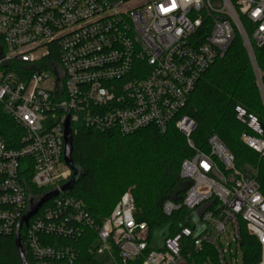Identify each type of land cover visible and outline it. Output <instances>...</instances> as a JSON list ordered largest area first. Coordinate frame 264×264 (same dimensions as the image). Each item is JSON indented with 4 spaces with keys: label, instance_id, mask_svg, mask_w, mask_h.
Returning a JSON list of instances; mask_svg holds the SVG:
<instances>
[{
    "label": "built area",
    "instance_id": "obj_1",
    "mask_svg": "<svg viewBox=\"0 0 264 264\" xmlns=\"http://www.w3.org/2000/svg\"><path fill=\"white\" fill-rule=\"evenodd\" d=\"M236 34L258 76L253 50L264 45V0H0V112L16 130L9 141L0 135V235H14L30 207L55 192L20 228L35 264H74L76 249L55 240L75 243L86 231L94 235L88 253L108 264H195L202 253V264H237L231 243L237 252L240 223L264 264V196L215 135L207 152L181 163L189 214L158 249L129 191L98 223L61 189L71 178L66 122L71 135L174 127L192 147L196 125L181 111ZM233 111L246 130L241 142L263 156L257 117L239 105ZM178 209L162 207L166 215Z\"/></svg>",
    "mask_w": 264,
    "mask_h": 264
},
{
    "label": "trees",
    "instance_id": "obj_2",
    "mask_svg": "<svg viewBox=\"0 0 264 264\" xmlns=\"http://www.w3.org/2000/svg\"><path fill=\"white\" fill-rule=\"evenodd\" d=\"M240 22L246 34L249 33L248 22L244 18ZM253 51L258 76L236 34L224 56L215 60L196 82L181 111L196 125L190 136L192 147L174 127L163 134L149 127L127 136L114 131L78 129L72 135L70 153L71 177L74 172L76 176L68 195L81 201L100 223L130 188L137 220L146 224L150 243L159 235L171 236L186 224L189 214L182 207L187 185L179 178L181 163L191 157L194 150L207 152V138L215 135L234 156L235 167L254 178L264 196V155L241 142L240 136L246 130L235 120L233 111L239 105L256 116L263 127L264 139V45ZM15 132L11 120L0 112V135L9 141ZM166 201L180 209L166 215L162 210ZM22 233L21 230L20 239ZM93 237L86 231L75 243L60 239L55 243L76 249L74 264H99L88 253ZM20 242L25 263L35 264L24 241ZM239 251L241 264H258L260 246L246 232L243 223L239 228ZM192 260L202 264L204 253ZM0 264H22L12 234L0 235Z\"/></svg>",
    "mask_w": 264,
    "mask_h": 264
},
{
    "label": "water",
    "instance_id": "obj_3",
    "mask_svg": "<svg viewBox=\"0 0 264 264\" xmlns=\"http://www.w3.org/2000/svg\"><path fill=\"white\" fill-rule=\"evenodd\" d=\"M71 148H72V135L70 132V128H69V124L68 122H66L65 124V128H64V156H63V160L64 163L66 164V166H68V168L70 169L72 167V160L70 158V153H71ZM71 170V169H70ZM75 176L76 173L74 172L72 177L70 178V180L65 183L64 185H62L61 189L63 191H70V189L72 188L74 182H75ZM55 192L52 193H48L46 195H44L35 206L30 207V210L28 211V213L25 215V217L20 221V223L18 224L17 228H16V232L14 234V240H15V245L17 248V251L22 259V264H26L25 261L23 260V256H22V249H21V242H20V237H19V231L21 228L22 224H27L28 220L36 213V211L45 203L47 202L50 198H52L53 196H55Z\"/></svg>",
    "mask_w": 264,
    "mask_h": 264
},
{
    "label": "rangeland",
    "instance_id": "obj_4",
    "mask_svg": "<svg viewBox=\"0 0 264 264\" xmlns=\"http://www.w3.org/2000/svg\"><path fill=\"white\" fill-rule=\"evenodd\" d=\"M50 123V120H45V121H43L42 122V124L44 125V126H46V125H48ZM81 125V122H79V123H77V124H75L74 126L75 127H79ZM252 174H254L255 173V171H251V170H249ZM126 191H129L130 192V188L129 189H127ZM125 191V192H126ZM131 193V192H130ZM160 236V237H159ZM157 238H156V240L152 243L153 245V247H154V249H158L159 248V246H160V243H161V238H162V236L161 235H159ZM229 237H222V242H223V244H225V243H227L228 241H229ZM231 249H232V252L233 253H235L234 255H233V253H232V255H233V259H234V257L236 258V261H237V264H241V253H240V251H239V249H238V251L237 252H235V243L234 242H232L231 243ZM229 258V257H228ZM228 258H227V260H228ZM95 260L99 263V264H108V261H107V259H106V257L105 256H96L95 257Z\"/></svg>",
    "mask_w": 264,
    "mask_h": 264
}]
</instances>
